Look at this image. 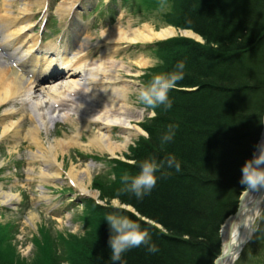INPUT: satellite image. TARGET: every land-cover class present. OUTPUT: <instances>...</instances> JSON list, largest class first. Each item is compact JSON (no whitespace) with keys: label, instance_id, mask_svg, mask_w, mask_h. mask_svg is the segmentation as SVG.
Masks as SVG:
<instances>
[{"label":"trees","instance_id":"obj_1","mask_svg":"<svg viewBox=\"0 0 264 264\" xmlns=\"http://www.w3.org/2000/svg\"><path fill=\"white\" fill-rule=\"evenodd\" d=\"M173 1L170 22L200 34L205 44L171 38L158 45L161 62L153 77L173 72L182 61L183 78L168 93L171 108H156V115L142 124L148 140L130 147L133 164L115 163L111 185H116L104 195L161 223L167 233L129 213L105 208L99 212L127 216L147 230L156 251L143 244L113 262L111 230L99 213L74 241L70 264H212L220 251V223L236 210L246 186L240 181L241 166L252 156L264 107V0ZM192 87L196 89L187 90ZM170 125L176 126L175 135L162 144ZM168 157L179 163V171L163 167L142 198L126 190L122 173L134 176L145 160ZM56 253L45 251L43 263L60 264ZM9 264L18 262L11 259Z\"/></svg>","mask_w":264,"mask_h":264},{"label":"bare ground","instance_id":"obj_2","mask_svg":"<svg viewBox=\"0 0 264 264\" xmlns=\"http://www.w3.org/2000/svg\"><path fill=\"white\" fill-rule=\"evenodd\" d=\"M39 2H43V0H39ZM59 6L61 8L63 7V4H60ZM72 8L73 6L70 5L68 11L72 10ZM31 17L32 14H30L29 9L23 2L19 3L17 13L14 14L9 10H5V14L0 16V18L9 26L6 35H3L0 30V34L2 35L0 46L4 48H12L16 43L22 45L21 48L17 50V58L15 60L16 65L20 68H17L16 66V68L8 71L6 67L0 66V105L5 104L7 101H19L22 105H25L24 100L27 99L30 106L36 111L38 118L43 125V129L46 131L47 127L45 126L44 120L46 112L43 108L49 101H53L54 103L59 102V105L65 106L68 100L65 96L70 97L68 92H86V98L92 104V111L96 112L92 114V117L87 115L80 116V128H77L72 135H65L64 138L55 139L52 142H38L36 134H38L39 128H42L39 124L32 122L31 126L27 128V132L32 133L35 142H37L38 154H35V157L39 158L41 165V168L39 169V178L41 181L47 182L49 178H53L52 180H54L60 176L59 170L60 167H62V164L57 162V155L59 153L64 155L70 145L72 147V144L73 146L83 145L79 140L80 131L83 128L87 129L88 127L86 126H88L89 123H97L98 126L96 127V132L88 139V145L95 146L101 152H107L112 155L115 154L116 151L121 150V147H123L126 142H123L122 144L114 142L110 133L111 127L113 125L121 126L123 131H125L124 139L128 140L129 136L135 132L133 128L136 123H134L135 119H131V116L133 115H131L130 112L132 111H126L128 112L127 114H130L131 116L122 115L125 112V107H130L126 101L127 96L124 94L126 90L128 92L129 89L125 83V85L118 83L121 79V74L112 69L113 62H110L111 65L109 69L106 65L108 61H113L112 57L118 48H113L111 57L102 58V60L97 63V67H91L86 55L87 53L82 52L83 47H80L78 51L69 56L66 53H61L54 44H50L43 52L44 57L39 60L34 56V53L40 52L36 39L29 37L27 33L28 28L31 26L29 21ZM175 31L176 30L170 26L155 31L148 24H143L139 27H131L128 22L127 27H123L122 23L118 22L110 30L103 31L101 35L104 42L120 45L122 41L125 43H132L136 41L160 39L173 35ZM188 33L189 35L198 38V36L191 32L188 31ZM89 43L91 42L89 41ZM136 62L138 63L137 66H144L147 63V60L142 57L137 59ZM25 63L28 65L25 66ZM114 66L117 67V65ZM25 67H28L31 70L42 67L40 75L45 73L50 67L51 70L56 68L58 71L57 73L63 74V80L57 84H46L48 83V80L51 79V76L37 79V77H34L32 74L28 77V69H25ZM79 75L84 76L82 79H84L85 82H81L82 79L77 78ZM122 79L124 80V78ZM25 80L26 82L24 83ZM35 92H39L41 96H35ZM83 105L84 102L82 101L78 103L80 108H82ZM84 113L89 114L90 112L84 110ZM7 114L15 115L16 112L14 110H9ZM109 116L112 118H109ZM91 118L93 120H91ZM0 124H2L0 135L7 133L10 129L16 132L21 131L17 122L12 120L8 121L1 119ZM138 132L140 131L138 130ZM262 140H264V130L258 144ZM52 166L56 167L57 171L53 169ZM82 171L77 170L71 165L65 175L67 180H69L72 185H75L80 192L89 193L88 182L86 183L83 177L85 175L88 176L90 170L88 166H86ZM260 188L261 186L256 188L249 186L241 196L240 204L242 203L243 205V207H240L241 211L235 213V216L226 221L222 230L223 251L226 250L227 246H233L244 240L248 235L252 234L253 222L251 226H249L250 222L251 220L253 221V219L255 220L257 214H260L259 212L262 209L263 198L260 199L259 196L257 197V191ZM1 194H3L1 198L3 203L11 202L12 195ZM222 264H227V259H224Z\"/></svg>","mask_w":264,"mask_h":264},{"label":"rangeland","instance_id":"obj_3","mask_svg":"<svg viewBox=\"0 0 264 264\" xmlns=\"http://www.w3.org/2000/svg\"><path fill=\"white\" fill-rule=\"evenodd\" d=\"M63 4V3H61ZM175 11V2L172 1V5L169 3H166L164 6H161L157 9H154L153 11L146 12L144 10H141V12H137L134 7H127V10L124 11V13L121 14V16H118V18L115 20L113 24H109L105 27H99L97 29H94L92 27V24L90 21L86 22V31L84 35L89 37V41L91 43H95L97 40H103L102 38V32L106 30H110L113 26H115L118 21L122 23L123 27H127L128 22L130 23L131 27H139L142 26L143 24H148L153 30L159 31L161 28H165L167 26H170L174 28L175 34L172 36H178V35H189L188 31H181L179 30L178 26H176L175 23L170 22L169 17V12ZM30 12V11H29ZM54 16V14H52ZM175 17V16H174ZM104 29V30H101ZM181 31V32H180ZM197 38V37H196ZM154 41V40H153ZM100 42V41H99ZM105 43V42H104ZM101 44L100 46L97 47H92L88 50L89 54L91 55V59L98 60L100 57L101 53H104L106 55L110 54L111 51V46L115 47L117 45L110 44L106 46L105 44ZM53 45V44H51ZM124 45H128L125 42H121L119 46V49L116 53L115 56L116 59H114L113 55V64L117 65L113 67L116 69H113L114 71L119 72L121 74V84L127 86L129 89L128 92L124 93L125 96H127L126 101L128 102V105L130 106L125 107V112L129 110L133 112H130V114H127L128 112H124V116H131V119H135L134 123L135 126L133 130L132 135L129 136L128 140L124 139V132L123 128L119 125H113L112 127L115 128V133H113L114 129H112V139L114 142H118V144H122L123 142L126 144L121 147V150L116 151L115 154H109L107 152H101L97 147L88 145L87 141L88 139L96 132V129L94 126H89L87 129L82 130L80 134V141L82 142L83 145L81 146H73L70 145L67 151H65V154L62 155L59 153L57 155V162L62 164V171L60 172L62 174V177L64 180L67 182V184L64 183L62 180L60 182V185H64L63 187L70 186V190L75 194L76 191L73 188L75 185H72L71 183L66 180L65 173L68 172L70 169L71 165L74 166L77 170L82 171L86 166H88L90 172L87 175L83 177L84 181L86 183L88 182V189H89V194H84L83 192L82 195L84 197H93L91 200L94 201L95 197H99V199L102 201L103 204L109 205L112 204L111 201H108V197L104 196L107 193V190L111 188L112 186L111 183L114 181V172L109 173V171H106L107 166L103 164V162L99 160H91L89 163L85 162V160H76L74 153L76 151H79L83 154H92V155H98V156H107L108 158H112L115 163L120 160L124 162L125 164H133V160L131 157H128V154H130V147L135 146L137 148L139 144L137 143L139 140H148V133L147 131L143 128V123L146 122L145 120L148 117L152 116V110H150L149 107L144 105L139 99H138V92L140 88L142 87L141 84H146L150 82V80H147L148 76L153 75V69L161 62V59L159 56L154 55L152 52L149 51V49H146L147 47L144 46H135L133 47H125ZM110 46V47H109ZM94 52H93V51ZM91 51V52H90ZM93 52V53H92ZM114 53V54H115ZM144 58L147 60L146 65L144 66H137L136 60L139 58ZM136 64V65H135ZM119 68V69H118ZM124 78V80L122 79ZM83 79L81 80V82ZM125 83V84H124ZM129 100V101H128ZM109 118H112L109 116ZM91 120H93L91 118ZM122 122V121H121ZM89 125V124H88ZM40 126V125H39ZM142 130H141V129ZM144 129V130H143ZM138 130L140 132H138ZM137 132V133H136ZM57 132L52 133L48 139V141H54L57 138H51L55 136ZM64 134V133H63ZM68 135H72L73 133L71 130L67 133ZM12 136H9L7 139V142L9 145H7V148L0 151L1 153H4L5 151H8V146L11 148L15 147V144H13V138ZM132 137V138H130ZM5 137H3V141H1L0 144H3ZM111 139V140H112ZM131 139V140H130ZM129 141V142H127ZM47 142V141H46ZM44 142V143H46ZM125 147V148H124ZM23 150L20 151L19 153H25L27 149L33 150L34 145L28 146V144H25L22 146ZM162 148V147H161ZM159 153L164 154V151L161 150ZM115 155V156H114ZM24 157H26L24 155ZM32 170L30 172L27 171L28 166H25V173L23 176L16 177L15 179H12L9 181L10 185L15 187V186H22V183H25V185L29 186L28 188H21L19 187L18 189H15V191H21V190H27L32 194L31 196V201L36 204L40 201V197H38L37 192L34 191V189H42L45 191V194L48 195L49 198L53 197V194L58 193L59 190L54 191V187L49 186V184H58L57 180L58 178H49L47 182H43L39 178V172L38 170L41 168L40 163L38 161L35 162H30ZM86 164V165H85ZM15 165V164H14ZM11 164H6V169L11 167ZM60 171V170H59ZM83 172V171H82ZM81 172V175H82ZM6 173V172H3ZM5 177V176H4ZM87 177V178H85ZM123 177V173L121 174L120 178ZM29 184V185H28ZM45 187L51 189H45ZM57 188V187H56ZM94 192V193H93ZM79 194V193H77ZM118 199V198H117ZM1 200V199H0ZM41 202H46L44 200L40 201ZM86 206V214H87V219H88V224H89V219L90 217L96 216L98 211H92V202L87 199V201L84 203ZM116 207H120L121 204L119 202L115 204ZM44 207V206H43ZM42 207V208H43ZM263 210L259 212L260 214H257L255 220H254V227H255V234L252 236L250 241L244 246L242 249L239 257L235 261L234 264H264V206L262 205ZM73 213V219L77 220V215L81 212L82 206L80 204L79 210L74 211L73 207L70 209ZM262 212V214H261ZM35 213L34 219H26L22 222V227H21V232L20 234L25 236V239L27 242H29V238L32 236V234L36 233L37 226L44 220L45 222V228L43 233L37 237V244H30L27 246L26 249H22V247L18 246V244L15 243H7L0 247V264H9L11 259H15L18 264H44V260L46 256L43 254L45 251H50V250H57L56 256L57 257H62L64 258V262H60V264H70L67 262V258L70 255V250L72 248V245L76 239L81 238L84 233L88 229V224L86 225V222L84 223V228L79 229V226H72V227H66L62 223L52 221L49 218H41L39 215V211ZM130 215L137 217L140 221L143 223L149 225L150 227L162 232V233H167L164 226L156 222L146 216L143 215H138L137 213H132L128 212ZM108 212H103L99 214L100 217H106L108 216ZM260 219L256 221V219L259 217ZM6 217H10L9 215L6 214ZM60 220V219H59ZM256 221V222H255ZM221 224V223H220ZM52 227L55 229L60 230V235H58L59 240L56 242L54 240V235L52 232ZM19 242V241H18ZM24 248V247H23Z\"/></svg>","mask_w":264,"mask_h":264},{"label":"clouds","instance_id":"obj_4","mask_svg":"<svg viewBox=\"0 0 264 264\" xmlns=\"http://www.w3.org/2000/svg\"><path fill=\"white\" fill-rule=\"evenodd\" d=\"M185 69L184 62H179L175 70L170 73L155 75L152 80L142 86L138 92V99L147 107L153 109L152 115L155 116V109L163 106L171 108V101L168 93L177 86V82L183 78ZM169 126V131L161 138V142L166 143L172 140L175 135L174 128ZM174 166L177 171L180 170L179 163L174 157H168L165 160L157 161L155 158L145 160L140 165V170L136 175H124L122 181L126 190L135 194L137 198H142L150 192L157 182L156 173L163 167ZM240 181L252 188L264 186V140L256 145L251 158L246 159L241 166ZM107 220L111 234L109 237V247L111 249V260L120 261L124 252L133 247H139L143 244L148 245L150 252H155L156 247L150 244V236L147 230L127 216L108 215Z\"/></svg>","mask_w":264,"mask_h":264},{"label":"water","instance_id":"obj_5","mask_svg":"<svg viewBox=\"0 0 264 264\" xmlns=\"http://www.w3.org/2000/svg\"><path fill=\"white\" fill-rule=\"evenodd\" d=\"M263 193H264V186H262V190H259V196L261 197V195H262ZM240 210H241V208H240V204H239V207H238V210H237L236 213H239ZM233 216H235V214L232 215L231 217H233ZM242 246H243V242L240 243L238 246H235V247L232 248V254H233V256H234V255H235V254L241 249ZM223 256H224V254H222V255L219 257V259H222Z\"/></svg>","mask_w":264,"mask_h":264}]
</instances>
